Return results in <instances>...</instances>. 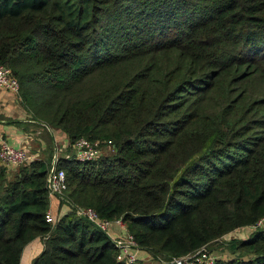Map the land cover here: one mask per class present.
I'll list each match as a JSON object with an SVG mask.
<instances>
[{
	"label": "trees",
	"instance_id": "obj_1",
	"mask_svg": "<svg viewBox=\"0 0 264 264\" xmlns=\"http://www.w3.org/2000/svg\"><path fill=\"white\" fill-rule=\"evenodd\" d=\"M0 63L35 125L114 150L57 159L67 210L52 220L50 162L12 178L0 163V264L37 236L32 264H128L79 208L163 260L264 216V0H0ZM251 230L214 264H264Z\"/></svg>",
	"mask_w": 264,
	"mask_h": 264
},
{
	"label": "built area",
	"instance_id": "obj_2",
	"mask_svg": "<svg viewBox=\"0 0 264 264\" xmlns=\"http://www.w3.org/2000/svg\"><path fill=\"white\" fill-rule=\"evenodd\" d=\"M18 78L12 73L9 66L0 63V88L14 93H19ZM70 153L75 159L80 161L94 160L103 154L106 147H112L110 140L100 142L99 140H92L85 136L79 137L74 142L70 143ZM32 155L28 150L22 146H15L10 144L5 139H0V162L7 167H14L22 163H27L32 159ZM46 186L50 196L62 195L67 189V181L65 171L57 168V158L53 159L51 166L48 169L46 177ZM79 214L86 215L99 228L104 231L109 230L112 224L118 225L125 229V234L121 236H114L112 239L116 246L115 258L118 261L131 264L138 261L137 250L140 248L134 237L127 231L125 224L121 218L112 220H104L98 217L97 213L92 209H77ZM47 218L52 220L50 211ZM264 226V216L250 225V228ZM216 257L212 254L206 245L188 252L182 256H173L169 260L158 258L162 264H214Z\"/></svg>",
	"mask_w": 264,
	"mask_h": 264
},
{
	"label": "crops",
	"instance_id": "obj_3",
	"mask_svg": "<svg viewBox=\"0 0 264 264\" xmlns=\"http://www.w3.org/2000/svg\"><path fill=\"white\" fill-rule=\"evenodd\" d=\"M34 127H37V125L33 123L31 115L21 104L18 93L0 88V139H5L15 146L28 148L26 147L29 142L28 140L32 141L34 136H38L39 140H41L39 136L41 131L39 128L36 132L31 131ZM49 130L51 131V139L54 147L53 159H59L63 156L71 157V146L68 136L57 129L49 127ZM58 136L62 138L61 142L57 140ZM66 210L67 204L60 203V195H53L50 197L49 211L53 219L57 218ZM125 232L126 230L118 225H115V228L111 229V231L108 230V234L112 238L114 236H121L125 234ZM248 234L249 233H244L241 235L245 237ZM45 239L46 236H37L29 241L22 250L20 264H32L34 258L43 250ZM137 256L139 260L147 264H162L160 261L153 258L149 251L143 248L137 250Z\"/></svg>",
	"mask_w": 264,
	"mask_h": 264
},
{
	"label": "rangeland",
	"instance_id": "obj_4",
	"mask_svg": "<svg viewBox=\"0 0 264 264\" xmlns=\"http://www.w3.org/2000/svg\"><path fill=\"white\" fill-rule=\"evenodd\" d=\"M255 112H257V110H255ZM38 128L41 131L39 134V136L41 137V140H39L38 136H34V139L32 141L28 140L29 142H28V145L26 146L28 148H26V149H28V152L31 155H33L32 159H45V161L47 163L50 162V164H52L53 160L51 161V159H53V156H54V147H53L52 139H51V131L49 130L48 126L42 127L41 125H37V127H34V129L31 131L36 132ZM57 140H59L61 142L62 138H60L58 136ZM113 152H114V150H112V147H110V148L106 147L103 154L107 155V154H111ZM3 166H5V165H3ZM5 167H6L7 176L9 178H12L15 175V173H17L20 169L25 167V163H22L20 165L14 166V167H7V166H5ZM66 195H67V192H66ZM114 228H115V225L112 224V226L110 227L109 230L111 231V229H114ZM251 229L252 228H245V229L244 228H238L237 230L231 232L227 237H224V238L220 239L219 241H216L213 244H211L209 246V250L212 252V254L216 258L217 257H222V258L229 257L230 252H229L228 240L231 237H242L241 234L250 233L252 231Z\"/></svg>",
	"mask_w": 264,
	"mask_h": 264
},
{
	"label": "water",
	"instance_id": "obj_5",
	"mask_svg": "<svg viewBox=\"0 0 264 264\" xmlns=\"http://www.w3.org/2000/svg\"><path fill=\"white\" fill-rule=\"evenodd\" d=\"M81 215V217H83V218H85V219H87V220H89V221H91L86 215H84V214H80ZM94 225H96L93 221H91ZM97 226V225H96Z\"/></svg>",
	"mask_w": 264,
	"mask_h": 264
}]
</instances>
